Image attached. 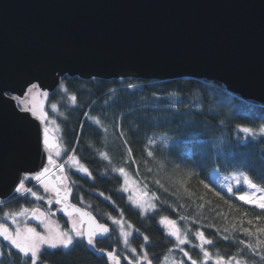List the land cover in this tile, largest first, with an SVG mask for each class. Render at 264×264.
I'll return each mask as SVG.
<instances>
[{"label":"trees","instance_id":"trees-1","mask_svg":"<svg viewBox=\"0 0 264 264\" xmlns=\"http://www.w3.org/2000/svg\"><path fill=\"white\" fill-rule=\"evenodd\" d=\"M73 95L75 102L71 100ZM48 97V105H57L59 142L68 149L64 157L73 154L75 149L74 154L90 173L84 176L68 173L73 182L70 202L110 227V236L97 240L96 249L117 250L126 257L121 258L122 264H135L128 259L131 253L124 250L127 246L114 236L109 216L116 219L120 216L131 225L129 243L136 250L147 251L152 264H160L165 256L174 264L180 260L190 264L174 247L175 238L168 236L160 224L163 216L175 220L181 229L203 231L214 241L213 246H206L209 251H218L226 258L242 247L236 239H249L242 232L234 231L232 225H239L244 219L241 213L247 211L248 218H252L260 210L227 193L214 181L212 172L216 170L222 175L247 172L255 182L262 183L258 173L264 174V138L243 139L244 134L237 126L259 128L264 124V105L228 93L221 84L191 78L144 81L135 78L82 80L64 76ZM91 117L99 119L101 124L93 123ZM152 136L162 137L165 143L150 145L148 139ZM128 148H131V158ZM148 151L154 156L149 157ZM101 152H106L109 160L103 159ZM119 167H124L129 177L147 193L159 197L153 212L142 215L130 204L122 190L123 177L113 171ZM157 180L167 191L157 185ZM201 180L209 189L220 192L233 207L205 189L199 183ZM26 187H31V183L26 182ZM30 204L29 196L14 195L0 202V215L5 210L29 208ZM200 204L204 208L198 210ZM181 216L188 219L181 220ZM57 218L64 223L61 217ZM244 227H249L246 220ZM224 228L229 232L224 233ZM221 234L228 235L229 240H223ZM144 236L149 237L148 243ZM190 239L198 243L191 235ZM0 247L4 253L0 261L4 264H29L11 247ZM183 247L194 259L202 255L191 245ZM255 259L259 261V257ZM41 260L43 264H109L104 256L94 255L83 241L70 250L45 249Z\"/></svg>","mask_w":264,"mask_h":264},{"label":"water","instance_id":"water-1","mask_svg":"<svg viewBox=\"0 0 264 264\" xmlns=\"http://www.w3.org/2000/svg\"><path fill=\"white\" fill-rule=\"evenodd\" d=\"M64 76L205 80L264 105V0H0V88L52 93ZM37 124L0 100V200L46 164Z\"/></svg>","mask_w":264,"mask_h":264},{"label":"snow or ice","instance_id":"snow-or-ice-1","mask_svg":"<svg viewBox=\"0 0 264 264\" xmlns=\"http://www.w3.org/2000/svg\"><path fill=\"white\" fill-rule=\"evenodd\" d=\"M61 87H63V85H61ZM37 95L46 98L48 93L42 90L40 83L35 82H29L26 86V91H22L20 95L10 96L8 90L0 88V100L10 97L12 101L16 102L19 113L30 115L35 119V121H38V124L36 125L38 146L42 149V153L46 154V164L42 163L40 170L38 171L22 173L18 177V182L14 191L22 196L31 195L32 197H35L36 200H44V196L38 195V193L33 191L32 188L26 187V182L32 180L36 181L37 184L43 188L44 192L54 193L55 201L49 198L47 203L51 205L55 202L56 204L63 206L61 210L69 218L71 228L68 230H61L58 225L53 227L51 224L46 222V214L40 211L39 208H21L16 212H5L4 220H11L12 224L15 225V228L10 229L7 223L0 222V237L7 241L8 245H10L11 248H14L17 253L21 254L26 261H30V264H43L41 257L45 255V246L47 249L70 250L86 238L87 245L96 249L97 238L106 237L110 232L109 227L106 224L99 223L90 212H87L77 207L75 204L70 203L69 196L72 191L70 185L73 182L66 175V166L69 169L75 168L77 171L88 175H90V173L88 168L85 167L74 154L75 149H72L73 154L68 155L67 159L63 163H58L57 158L66 153L68 149L59 142L56 136L53 135L54 132L60 131L59 126L56 125L54 120L49 119L48 114L42 107L39 109L37 108L34 102ZM71 100L75 102L76 96L73 95ZM51 108L55 111L57 109V105L52 104ZM90 119L97 125L101 124V121L95 117H91ZM50 125H53L54 127H50ZM237 127L238 131L244 134L243 139H254L257 136L264 138V124L260 125L259 128L242 126ZM106 130L107 129H105V131ZM120 135L123 136L124 133L121 132ZM124 143L126 144L127 141L125 140ZM149 143L154 144L155 141L150 140ZM128 153L129 158H131V148H128ZM100 155L103 159L109 160V156L106 152H101ZM147 155L149 157H153L154 153L152 151H148ZM132 162L134 163L135 161ZM53 169H57L59 173L56 175L55 179H51L54 175L52 171ZM113 171L118 172L124 177V186L122 190L127 192L129 190L127 185L130 180L128 172H126L124 167L114 168ZM149 171H151V169H149ZM258 177L262 183L255 182V180L247 172H237L231 176V180L235 181V188L232 183L222 185V187H225L227 192L232 194L236 200L242 201L244 204L260 210L259 214L252 218H248L249 214L247 211L241 213V216L244 219L240 221L239 225H232V229L234 231H240L249 238L247 241L243 239L235 240V242L242 247L238 248L237 252L232 256H228L226 258L218 251L216 253L210 252L209 248L206 246H213L214 241L207 238L203 231H193L188 227L181 229L175 220H170L166 216L161 217L160 224L167 227V235L175 238L174 247L178 248L184 257H187L190 264H208L209 261H212L213 264H264V239L260 238L261 236H264V174L258 173ZM66 181L67 183H65ZM132 182L135 183V181ZM156 183L161 188H164V185L161 184L159 180H157ZM199 183L202 184L205 189H209V185L205 184L203 180ZM146 187L147 186L145 185V188ZM164 190L167 191L166 188H164ZM209 190L213 191L221 200H224L225 204L233 207L231 202L225 200L220 192L215 191V189ZM185 191L187 192V189H185ZM143 194L146 196L147 192H144ZM106 199L108 198L106 197ZM152 199L158 200L159 197L153 193ZM199 199L203 200V197H200ZM129 200L135 204L136 207L145 211L147 210L145 209L144 202L133 199L131 195L129 196ZM148 207L155 209L156 204L148 202ZM181 207H183V205H181ZM203 208L204 204L198 205V210ZM237 211L239 210L237 209ZM217 214L219 215L220 213ZM17 217L39 220L40 224L44 227V232L37 231L35 227H31L27 223H24L22 227L21 222L17 219ZM108 218L112 220L113 224L119 227V235L123 238L124 245L128 246V238L131 233L124 230L122 220L116 219L112 216H109ZM180 219L187 220L188 217L181 216ZM245 220L249 227H244ZM192 222L196 223L195 220ZM85 223L88 225L86 230L83 227ZM216 231L217 233H220V229H217ZM223 231L224 233H228L229 229L224 228ZM190 235L194 237L195 241H198V243H194L193 240L190 239ZM221 238L225 241L229 240L228 235L221 234ZM143 239L145 243L149 242L148 236H144ZM185 245H191L192 248H198L200 254H202L199 259H194L193 256L189 254V251H186L183 247ZM141 247L143 248V246ZM96 250L101 253L104 252L103 248ZM130 250L132 253H136L135 248H131ZM169 251H172V249H169ZM9 255H11V253H9ZM49 255H56V253H49ZM3 256L4 253L0 251V257ZM255 257H259V261H257ZM107 258L111 261V264H120L121 258L115 253V251L107 252ZM168 259L169 258L165 256L164 264H168ZM135 260L136 264H140L141 261H144L145 264H152V260L149 259L147 251H142V254L137 256ZM0 264H4V262L0 261ZM129 264H131V262H129ZM175 264H184V261H176Z\"/></svg>","mask_w":264,"mask_h":264},{"label":"rangeland","instance_id":"rangeland-1","mask_svg":"<svg viewBox=\"0 0 264 264\" xmlns=\"http://www.w3.org/2000/svg\"><path fill=\"white\" fill-rule=\"evenodd\" d=\"M59 92L62 93L61 90H59ZM48 98H49L48 96L45 98L43 96L37 95L34 102H35V104H36V106H37L38 109L40 107H42L44 109V111L48 114L49 119L50 120H54L55 123H56V125H58V122L57 121L59 119V115H58V113H56L57 112L56 110L55 111L52 110L51 105H48L47 104ZM50 127H54V126L53 125H50ZM58 133L59 132H54L53 135H55L58 138V140H59V134ZM148 140L149 141L150 140L155 141L154 144H160V143L163 144V143H165L164 142V139L162 137H159V136H152ZM154 144H150V145H154ZM66 159H67V157L64 158L63 155L61 157L57 158L58 163H63ZM71 171L74 172V173H76V174H79V175H83V176L86 175L85 173H82V172L77 171L75 168H70L69 169L66 166L65 172H66V175L67 176H68V173L71 172ZM212 175H213L214 181L217 184H219V186L222 189H224L226 192H227V189L225 187H222V185L227 184V183H232L233 186H234V188L236 187L235 181L231 180V176L233 174H231V175H222L218 171L214 170L212 172ZM226 178H228V179H226ZM132 181H134V180L132 178H130L129 184L127 185V187H128L129 190L127 192L124 191L125 194H127L128 199H129V196L131 195L133 197V199L140 200V201L144 202L145 209H147V210L145 211V210H143L141 208L136 207V205L133 204L129 200L130 201V204H132L134 206V208L140 212V214H142V215L150 214L151 212L154 211V209H151V208L148 207V202L154 203L155 200L152 199V195H150L149 193H147V195L145 196L143 193L146 192V190L143 189V188H141L138 185V183H136V181H135V183H133ZM28 182L31 183V187L30 188H35L36 189V192L38 193V195H41V196H44L45 197L44 200H36L35 197H32L31 195H27V196H29V198L31 200V204H30V206H29L28 209L39 208L40 211H42V212H44L46 214V222L47 223L51 224L53 227H55V226L58 225L61 230H68V229H70L71 228V223L69 222V218L67 216L61 217L64 220V223H61L59 221V219L57 218V216L54 214V211L59 207V205H56L55 206V204H53V203L51 205H49L47 203V200L49 198L53 199V201H54V198H55L54 193H51V192L46 193V192H44L43 188L39 184H37V182L34 181V180L28 181ZM65 183H67V181ZM123 186H124V177H123ZM17 196H22V195L19 194V193H16V197ZM240 202H242V201H240ZM21 208L22 207H19L15 211H7V210H5L4 213L5 212H16V211H19ZM4 213L2 215H0V222H5V223L8 224V226H9L10 229H14L15 228V225L12 224V221L11 220H7V221L4 220ZM17 219L21 222V226L22 227H23L24 223H27L29 226L35 227L37 229V231L44 232L43 225L40 224V221L37 220V219L24 218V217H17ZM117 219L122 220V222L124 224V230L131 233V231H132L131 225H129L126 221H124L120 216ZM63 224H65L66 227H64ZM111 226H112L113 230L115 231V235L114 236H117L119 238V240H122L123 241V238L120 237V235H119V227L117 225L113 224V223H112ZM163 227L166 229V232H167L168 231L167 227L165 225H163ZM172 238H174V237H172ZM0 245L1 246L5 245V246L11 247L10 245H8V242L7 241L3 240L2 237H0ZM132 245L129 243V245L124 248V250H126V252H130L131 253L130 254V257L128 259H129V261H132L133 263L136 264L135 258L137 256L141 255L142 254V251L141 250H136V253L135 254L132 253L130 249L131 248H135L136 249V247H134ZM12 249L16 252V250L14 248H12ZM45 249H47L46 246H45ZM51 250H54V249H51ZM60 250L65 251L64 249H60ZM0 251H1V247H0ZM20 256L22 257L21 254H20ZM167 257L169 258V256H167ZM120 258H126L125 255H124V253H122L120 255ZM164 258L165 257H163V260H162V262L160 264H164ZM22 259H24V258L22 257ZM29 264H30V261H29ZM140 264H145V262L144 261H141ZM168 264H174L170 258L168 259Z\"/></svg>","mask_w":264,"mask_h":264}]
</instances>
